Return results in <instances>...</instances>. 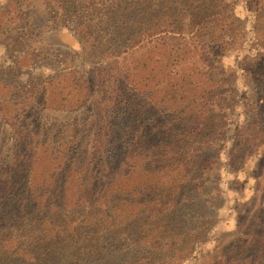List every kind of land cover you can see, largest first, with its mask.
I'll return each mask as SVG.
<instances>
[{"label": "trees", "instance_id": "16d2710c", "mask_svg": "<svg viewBox=\"0 0 264 264\" xmlns=\"http://www.w3.org/2000/svg\"><path fill=\"white\" fill-rule=\"evenodd\" d=\"M29 3L0 12V264H264V226L253 237L243 214L193 258L218 221L224 154L244 172L255 159L264 210V0H35L40 27ZM60 30L61 73L16 83ZM39 109L50 121L27 122Z\"/></svg>", "mask_w": 264, "mask_h": 264}, {"label": "rangeland", "instance_id": "374dc122", "mask_svg": "<svg viewBox=\"0 0 264 264\" xmlns=\"http://www.w3.org/2000/svg\"><path fill=\"white\" fill-rule=\"evenodd\" d=\"M29 1L30 3L27 6L26 10L29 11L30 17L33 18V20L36 22V25L40 27V17L48 18L49 15H47L46 12L42 11V9L39 7L41 15L37 16L38 10L36 8L37 4L35 3V0ZM7 3L8 0H0V12L6 10ZM236 12L239 13L240 17L242 19H245L247 25L250 26V19L248 17V14L246 13V8L242 4L239 3ZM251 39L252 35L249 34L248 40ZM38 42L41 45H38L36 43V46H39L38 49L46 55V59L43 61H37L36 63H34V66L28 65L20 69V71L16 73L17 75L14 80L20 86L29 87L30 83H35L36 78L39 76H43L45 80H50V78L56 76L57 74H60L61 71L65 68L64 62L62 61L65 60V58H68L66 57V53L70 51V45H72V41L68 37V34H66V31L60 30L54 33H52L51 31L50 38L47 34L39 35ZM54 51H57V55L52 57L51 54ZM23 53H25V51H23ZM20 54H22V52ZM226 63L230 66H233L235 64L233 59L227 60ZM85 65V68H87L88 65L89 68L93 67L92 65H90L89 61H87ZM9 67L10 61L7 59V52L5 51L4 47L0 45V70H7ZM238 87L239 92H243L242 83L239 82ZM44 94L45 91L41 90L40 94L38 95V99L41 100L42 97H44ZM40 109L34 112L33 114H29V120H27V122H30L34 125L39 120L44 125H46L47 121H50V114L41 112ZM20 114L22 115L24 113L21 112ZM17 116L19 115L17 114ZM246 121V114H243L241 108L233 113L230 125L228 127V142H232L235 129L240 128ZM225 150V153H227L230 150V147ZM227 160L228 158H226L224 154L222 156V167L219 173L220 180L218 182V186H213L212 189V193L214 196H216V202L218 204V207L214 211V217L215 220L218 219V221L214 226L215 228L213 232L210 234L209 242L200 246L198 248V251H196L193 255V258H199L200 254L204 252H210L213 249L216 241L220 240V238H224L227 235L235 233L237 229L236 219L238 214H243L245 219L251 222V225L249 227H245V229H249V231H252L253 237H256L259 232H261V227L264 226V210L258 209L257 211H255L257 207L255 206L254 201L250 200L253 193L256 178L259 179L261 177L260 170L254 171V165L252 162H254L255 159H251L247 172L234 169L230 164L227 163ZM215 188H218V190H220L219 195L215 192ZM241 203H245V205L243 206V204ZM231 243L232 241H230V244ZM244 243L246 242L238 241L230 248L234 247L235 252L249 250L250 247H245ZM250 251L252 250L250 249L249 252ZM190 262L191 260L185 262V264H190Z\"/></svg>", "mask_w": 264, "mask_h": 264}]
</instances>
